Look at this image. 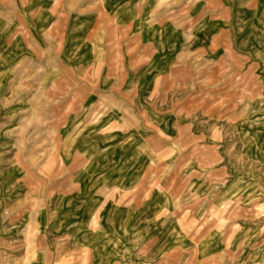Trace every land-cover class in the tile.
<instances>
[{"label":"rangeland","instance_id":"rangeland-1","mask_svg":"<svg viewBox=\"0 0 264 264\" xmlns=\"http://www.w3.org/2000/svg\"><path fill=\"white\" fill-rule=\"evenodd\" d=\"M28 1L0 0V18L16 19L19 13L29 18L37 10L30 12ZM79 3L57 0L54 10L76 13ZM234 5L230 34L216 42L226 46L216 48L214 61L197 57L178 67L146 101L155 107L157 120L171 114L174 122L188 126L186 141L175 143L170 153L175 166H182L178 155L185 152L184 169L194 170L181 179L180 167L172 180L160 171L161 185L171 184L176 201L168 204L162 221L171 224L161 228L157 250L145 252L147 259L133 254L132 260L102 261L88 242L57 231L70 203L64 196L71 197L72 188L62 179L74 169H66L69 157L61 154V162L52 135L69 113L82 112L84 89L66 87V80L87 77V66L82 72L78 60L70 63L72 70L61 63L69 26L57 23L51 38L39 32L40 65L27 59L13 68V88L33 97L30 105L6 109L10 123L0 106V264H264V15L241 14L240 0ZM94 67L90 79L97 75ZM53 68L56 88L32 96L38 71L44 75ZM53 92L58 105L52 103ZM134 102L141 113L144 103ZM109 104L93 109L114 108ZM173 134L174 140H185L184 132ZM85 221H91L88 213ZM171 241L180 248L172 250Z\"/></svg>","mask_w":264,"mask_h":264},{"label":"crops","instance_id":"crops-1","mask_svg":"<svg viewBox=\"0 0 264 264\" xmlns=\"http://www.w3.org/2000/svg\"><path fill=\"white\" fill-rule=\"evenodd\" d=\"M79 1L80 10L73 13L64 7L56 12L57 0H29L28 10H37L29 18L20 13L16 19L0 18V106L7 118L6 109L11 106L30 105L33 97L18 94L19 86L13 88V68L27 59L39 64L40 31L51 38L57 23L69 26L61 63L65 70H72L70 63L78 60L82 72L87 66V77L82 74L81 80H66V87L84 89L83 110L69 113L63 132L57 129L52 135L61 162V154L69 157L66 169H74L62 179L71 182V197L64 196L70 203L64 205L67 215L56 230L73 233V241L88 242L102 261L132 260L133 254L147 259L145 252L157 250L161 228L171 224L163 222L162 216L170 201H176L171 184L161 185L159 173L166 170L165 176L172 180L180 167H188L185 152L178 155L182 166H175L170 153L175 143L186 141L188 126L174 122L171 114L157 120L155 107L146 101L178 67L197 57L214 61L216 48L223 44L217 46L216 42L229 36L230 9L237 6L234 0ZM240 4L241 14L264 15V0H240ZM14 8L19 7L15 4ZM227 46H231L230 40ZM93 66L97 75L90 79ZM55 68L44 75L38 71L32 96L56 88ZM54 92L52 103L58 105L59 96ZM134 101L144 103L139 104L141 113L135 111ZM107 103L114 108L93 109L95 104L100 108ZM174 131L184 132L185 140L178 136L174 140ZM42 137L49 136L44 133ZM180 172L184 179L194 170L186 168L178 175ZM171 242L175 243L172 250L180 248L178 242Z\"/></svg>","mask_w":264,"mask_h":264}]
</instances>
